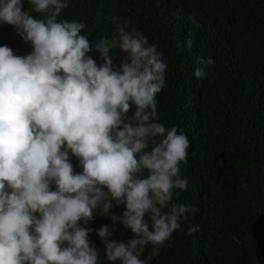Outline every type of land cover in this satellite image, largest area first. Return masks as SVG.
<instances>
[{
    "label": "clouds",
    "instance_id": "clouds-1",
    "mask_svg": "<svg viewBox=\"0 0 264 264\" xmlns=\"http://www.w3.org/2000/svg\"><path fill=\"white\" fill-rule=\"evenodd\" d=\"M27 3L0 0V26L31 46H0V264H101V252L151 264L195 210L174 202L190 141L160 122L164 53L119 16L115 35L90 40L85 22L60 18L69 0ZM196 64L203 79L215 60ZM97 216L110 223L90 227Z\"/></svg>",
    "mask_w": 264,
    "mask_h": 264
},
{
    "label": "trees",
    "instance_id": "trees-1",
    "mask_svg": "<svg viewBox=\"0 0 264 264\" xmlns=\"http://www.w3.org/2000/svg\"><path fill=\"white\" fill-rule=\"evenodd\" d=\"M115 16L164 53L160 122L190 141L181 166L188 189L174 202L195 210L151 264H264V0H69L60 18L85 22L91 40L115 35ZM2 45L31 51L11 26H0ZM209 56L215 64L197 79V58ZM109 223L97 216L90 227ZM130 236L122 226L114 233ZM90 239L102 248L97 235ZM100 260L108 264L102 252Z\"/></svg>",
    "mask_w": 264,
    "mask_h": 264
}]
</instances>
